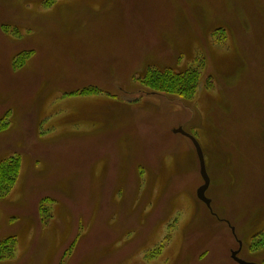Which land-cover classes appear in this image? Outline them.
<instances>
[{
	"label": "rangeland",
	"instance_id": "rangeland-1",
	"mask_svg": "<svg viewBox=\"0 0 264 264\" xmlns=\"http://www.w3.org/2000/svg\"><path fill=\"white\" fill-rule=\"evenodd\" d=\"M11 159L0 264H264V0H0Z\"/></svg>",
	"mask_w": 264,
	"mask_h": 264
},
{
	"label": "trees",
	"instance_id": "trees-1",
	"mask_svg": "<svg viewBox=\"0 0 264 264\" xmlns=\"http://www.w3.org/2000/svg\"><path fill=\"white\" fill-rule=\"evenodd\" d=\"M196 77L197 75H178L170 79L157 78L156 81L145 80L144 86L155 94H164L170 89L173 91V94H176L177 89L181 87L184 90L185 97H188L196 89ZM17 164L12 159L0 162V200L4 199L11 191L12 184L17 176ZM12 241L9 238L0 244V260L13 254Z\"/></svg>",
	"mask_w": 264,
	"mask_h": 264
},
{
	"label": "water",
	"instance_id": "water-1",
	"mask_svg": "<svg viewBox=\"0 0 264 264\" xmlns=\"http://www.w3.org/2000/svg\"><path fill=\"white\" fill-rule=\"evenodd\" d=\"M173 133L179 134V135L185 137L186 139H188L194 148V151H195V154H196V157L198 160V164H199V175H200V178L202 180V185L196 190L195 196H196L197 200L199 202H201L211 212V201L205 196V193L207 192L209 185H210V179H209L208 174L206 172V166H205V161H204L202 149H201L200 145L198 144V142L191 135L185 133L182 129L175 130ZM231 231H232V233H234L233 228H231ZM239 248H241V243H239ZM239 250L240 249H238L236 252L232 253V255H231L232 260L236 264H253V263H248V262L240 260L237 257Z\"/></svg>",
	"mask_w": 264,
	"mask_h": 264
},
{
	"label": "flooded vegetation",
	"instance_id": "flooded-vegetation-1",
	"mask_svg": "<svg viewBox=\"0 0 264 264\" xmlns=\"http://www.w3.org/2000/svg\"><path fill=\"white\" fill-rule=\"evenodd\" d=\"M209 189V188H208ZM208 191V190H207ZM205 196L207 197V195H206V193H205ZM208 198V197H207ZM210 201H211V199H210ZM210 214H211V216L212 217H214L217 221H219V222H221V223H224L225 225H227L230 229L232 228V227H230V224L228 223V221H225L224 219H221V218H219L216 214H214L212 211L210 212ZM232 232V231H231ZM233 235H234V233H232ZM238 249H240L239 250V252H238V254H237V257L239 258V254H240V252H241V248H239V246H238ZM233 261V260H232ZM234 262V261H233ZM235 263V262H234ZM236 264V263H235Z\"/></svg>",
	"mask_w": 264,
	"mask_h": 264
}]
</instances>
